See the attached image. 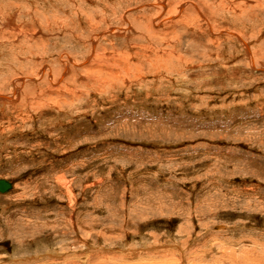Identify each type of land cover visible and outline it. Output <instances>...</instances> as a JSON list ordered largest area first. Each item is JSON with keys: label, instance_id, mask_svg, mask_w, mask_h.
<instances>
[{"label": "rangeland", "instance_id": "1", "mask_svg": "<svg viewBox=\"0 0 264 264\" xmlns=\"http://www.w3.org/2000/svg\"><path fill=\"white\" fill-rule=\"evenodd\" d=\"M165 2L0 0V264H264V0Z\"/></svg>", "mask_w": 264, "mask_h": 264}, {"label": "bare ground", "instance_id": "2", "mask_svg": "<svg viewBox=\"0 0 264 264\" xmlns=\"http://www.w3.org/2000/svg\"><path fill=\"white\" fill-rule=\"evenodd\" d=\"M7 3H8V2H7ZM9 3H10V2H9ZM13 3H14V2H13ZM15 4H16V3H15ZM157 4H158V5H157L156 7H157V9H158V11H159V16H161V15L163 14V12L168 11L169 8H170V7L168 6L169 4L167 5L166 2H165V0H161V1L157 0ZM7 7H8V6H7ZM15 7H16V6H15ZM168 7H169V8H168ZM4 8H5V7H4ZM19 8H20V7H19ZM182 8H183V7L180 6V7L178 8L177 12H178L179 10H180V12H181V11L183 10ZM0 9H1V8H0ZM5 13H6V12H5ZM0 14H1V13H0ZM27 14H28V13H27ZM180 14H181V13H180ZM180 14H179V15H180ZM179 15H178V16H179ZM2 16H3V15H2ZM4 17H5V16H4ZM15 17H17V16H16V15H13V16L10 17V18L8 17V18H7L8 23L11 24V23L13 22V20L15 19ZM176 17H177V16H176ZM4 19H5V18H4ZM16 19H17V18H16ZM204 20H205V19H204ZM7 21H6V22H7ZM171 21H172L171 23L174 22L173 20H171ZM180 21L183 22V21H185V20H183V21L180 20ZM168 22H170V21H168ZM168 22H167V23H168ZM167 23H165V24H167ZM12 24H13V23H12ZM7 26H8V25H7ZM14 26H15V25H14ZM126 26H127V29H130V26H131V25H130L129 22H127ZM126 26H125V27H126ZM139 26H140V25H139ZM140 27H142V26H140ZM148 29H149V28H148ZM148 31H149V30H148ZM108 32H109V31H108ZM108 32H107V33H108ZM2 97H3V96H2ZM2 97H0V98L4 100L5 98H2ZM64 185H65V184H64ZM64 188H65V187H64ZM68 190H69V189H68ZM247 262H248V261H247Z\"/></svg>", "mask_w": 264, "mask_h": 264}, {"label": "water", "instance_id": "3", "mask_svg": "<svg viewBox=\"0 0 264 264\" xmlns=\"http://www.w3.org/2000/svg\"><path fill=\"white\" fill-rule=\"evenodd\" d=\"M13 189V184L9 180H0V193H9Z\"/></svg>", "mask_w": 264, "mask_h": 264}]
</instances>
